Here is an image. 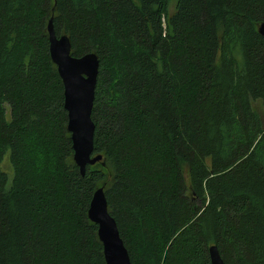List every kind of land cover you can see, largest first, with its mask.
Returning <instances> with one entry per match:
<instances>
[{
  "label": "trees",
  "instance_id": "1",
  "mask_svg": "<svg viewBox=\"0 0 264 264\" xmlns=\"http://www.w3.org/2000/svg\"><path fill=\"white\" fill-rule=\"evenodd\" d=\"M51 17L100 58L85 175ZM263 21L264 0H0V264H106L103 185L132 264H264Z\"/></svg>",
  "mask_w": 264,
  "mask_h": 264
},
{
  "label": "water",
  "instance_id": "2",
  "mask_svg": "<svg viewBox=\"0 0 264 264\" xmlns=\"http://www.w3.org/2000/svg\"><path fill=\"white\" fill-rule=\"evenodd\" d=\"M258 31L264 36V21L259 24ZM48 36L52 62L64 84V107L68 113L67 129L73 143L74 161L85 175L88 165L103 159V155L94 152L96 123L92 118L100 58L94 51L73 55L71 38L67 34L57 35L53 17L49 20ZM102 164L105 165V161ZM88 217L98 226L106 264H132L117 220L109 210L105 185L95 189ZM209 254L212 264H226L216 244L209 246Z\"/></svg>",
  "mask_w": 264,
  "mask_h": 264
},
{
  "label": "rangeland",
  "instance_id": "3",
  "mask_svg": "<svg viewBox=\"0 0 264 264\" xmlns=\"http://www.w3.org/2000/svg\"><path fill=\"white\" fill-rule=\"evenodd\" d=\"M171 8H173V5H172ZM8 116H10V114ZM0 167H1V169L3 171H5L8 174V176H9V178L11 180L12 177H13V168H12V165H11V162H10L9 153H7L5 155L3 161L0 164Z\"/></svg>",
  "mask_w": 264,
  "mask_h": 264
}]
</instances>
